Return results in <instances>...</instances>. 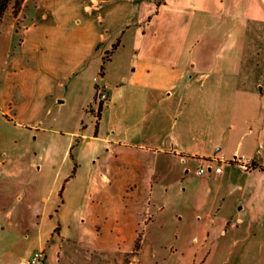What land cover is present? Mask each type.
<instances>
[{
	"label": "crops",
	"instance_id": "0c3cea01",
	"mask_svg": "<svg viewBox=\"0 0 264 264\" xmlns=\"http://www.w3.org/2000/svg\"><path fill=\"white\" fill-rule=\"evenodd\" d=\"M157 1L35 0L20 25L5 13L0 121L65 137L63 206L94 163L85 208L113 222L116 248L140 234L137 264H264V0ZM74 99L77 130L42 120Z\"/></svg>",
	"mask_w": 264,
	"mask_h": 264
},
{
	"label": "rangeland",
	"instance_id": "374dc122",
	"mask_svg": "<svg viewBox=\"0 0 264 264\" xmlns=\"http://www.w3.org/2000/svg\"><path fill=\"white\" fill-rule=\"evenodd\" d=\"M34 1L25 3L32 5ZM13 15L11 6L6 17ZM18 17L20 25L23 12ZM73 102L56 105L42 120L60 126L69 135L83 118L78 101ZM84 121L88 127L80 135L93 129L92 115L87 114ZM64 140L56 141L53 129L37 134L19 124L0 121V264H23L35 252H43L39 264H137L134 245L116 248L108 237L115 232L113 222L103 225L95 220L100 215L96 206L85 208L86 182L94 173V163L82 161L79 174L63 194L66 204H61L58 177L72 167L62 158ZM84 212L93 220L82 218ZM97 229L102 235H96ZM166 262L200 263L183 256L176 260L168 257Z\"/></svg>",
	"mask_w": 264,
	"mask_h": 264
},
{
	"label": "built area",
	"instance_id": "2783aa9c",
	"mask_svg": "<svg viewBox=\"0 0 264 264\" xmlns=\"http://www.w3.org/2000/svg\"><path fill=\"white\" fill-rule=\"evenodd\" d=\"M97 103L98 106L105 105L108 102V96L107 93L104 89V87L99 86L97 88ZM232 162L240 164L244 168H250V164L246 157L243 154H236L232 157L231 159ZM211 163L212 161H208ZM211 165L209 164L208 166H203L201 165L196 169V173L200 174L203 173L205 170L210 169ZM222 168V163H219L217 166H215L214 170L216 172H220ZM42 257H43V252H35L33 257L30 260H23V264H39L42 263Z\"/></svg>",
	"mask_w": 264,
	"mask_h": 264
},
{
	"label": "trees",
	"instance_id": "16d2710c",
	"mask_svg": "<svg viewBox=\"0 0 264 264\" xmlns=\"http://www.w3.org/2000/svg\"><path fill=\"white\" fill-rule=\"evenodd\" d=\"M25 2H26V0H0V26H1V22L3 20L5 13L7 12V10L11 6H12V12H13L14 16H16L17 13L25 6ZM158 2H159V0L157 1V3ZM255 166L264 170L263 165H253V167H255ZM74 170H75V166L73 167L72 173L74 172ZM70 176H72V174ZM62 188H63V185L59 191L60 197L62 196ZM139 246H140V234H139V237L137 238V241L134 244L136 252H137Z\"/></svg>",
	"mask_w": 264,
	"mask_h": 264
}]
</instances>
